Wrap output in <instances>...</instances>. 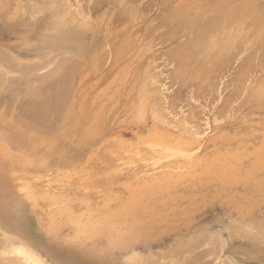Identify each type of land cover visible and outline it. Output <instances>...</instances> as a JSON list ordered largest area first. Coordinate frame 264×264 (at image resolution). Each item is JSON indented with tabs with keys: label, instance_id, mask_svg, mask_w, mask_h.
Segmentation results:
<instances>
[{
	"label": "rangeland",
	"instance_id": "obj_1",
	"mask_svg": "<svg viewBox=\"0 0 264 264\" xmlns=\"http://www.w3.org/2000/svg\"><path fill=\"white\" fill-rule=\"evenodd\" d=\"M24 1L25 0H22V1L21 0H0V49H3V50H0V52L3 55H7V56L11 57V59L8 60L9 58L6 56L8 59H6V61H5V57L3 55H0V64L3 66V67L0 66V68H2V69H0V75H1L0 80L2 82V83L0 82V117L2 116L0 118L1 119L0 120V123H1L0 133L4 134L3 135L4 137H2V140H5L4 141L5 143L3 141H2L3 143H0V147H1L0 151L3 149V151L6 152V154H8L9 156H13V157L15 156V159L17 161L18 160L20 161L22 159L20 162L18 161L19 163L18 162L16 163V161H13L14 163L12 162L10 164L9 168H0V194H2V197L7 196V199L10 201L13 200V197L15 198V200L17 198H20V197L22 199L29 200L30 197L33 198L32 196H33V193L35 190H41L45 186L49 187L51 185L50 186L51 189L56 187V190H52V193H60L59 191H61V196L63 194H65L67 196V197L64 196L65 200L68 198L69 199L71 198V201L78 202V203H75V205L73 204L74 205V206H72L73 208L72 207H70V209L67 208L68 211L70 210V212H68V214H65V216L63 215L64 216V218L62 216L63 219L59 218L58 221H60V222L57 221L58 224L55 227H52L51 231H48L47 227H42L41 223H38V228L34 225V223H33L34 215L32 214V210L29 208V205L22 206V205L17 204L11 208H9L8 205L0 206V209L2 208V210H0V218H1L0 222H4V220H6L7 224H9L8 226L17 234V236H16L17 238H12L13 240L5 243V246L0 247V264H11V262L14 264H18V262L20 263L19 260H22V259L19 258L17 254L14 255L15 253L10 251L11 248L17 244L18 240H22L25 244L26 243L29 244L40 257H42L43 259H47L49 262L52 261L51 262L52 264L53 263H58V264H65V263L66 264H97V263H100V264H133L135 262H137L138 264H141V263L142 264H154V263H156V264H169V262H170V264H171V261H173V259L175 261H173L172 264H182V262H183V264H222V263L228 264L225 260L230 259V262H231L232 259H235L234 256H236L237 259L235 262H234V260H232V262L230 264H235V263L237 264V262H238V264H264V236H263L264 235V232H263L264 231V153H263L264 152V98H263L264 97V95H263V91H264V87H263L264 86V42H263L264 41V33H263V31L264 30H263V28H262L263 31L260 30L263 33V35H261V32H260V35L258 34V36L256 38L254 36H253L254 37L253 38L251 36V31L246 29V31H248L249 33L247 34V32L245 31V33L242 34V36L239 35L240 38L238 36L239 39L237 38V42L239 41V44L236 47V49L234 48L229 53V55H227V56L225 53L226 51L224 49L223 50L224 54L222 53L221 57H218L217 63L220 61L221 64L220 63H218V64L221 65L222 70H221L220 66L217 64V67H215V69L218 70L217 72L214 70L215 73H213L214 71L213 72L211 71L213 74H211V72H210L209 74L205 73L206 74L205 75V74L199 72L195 68V65L193 67V64H194L193 60L195 59V57L197 55L196 52H201V53L204 52L205 53V46L203 47L204 48L203 52L201 51L203 48L200 49V51H197V48H199V47H196L194 49H184L182 47H178V48H180L181 52H182V50L183 51L186 50L185 52L182 53L183 54L182 55L180 53L179 49L178 50L176 49L177 47L176 48L172 47V46H174V43L173 44L170 43L171 38H173L177 33V29L173 28V27H174V25H177V23H179V21H181V17H180L181 11L180 10H181L182 6H185L186 4L188 5L191 2V0H189V1L188 0L187 1L186 0H149V1L148 0H134L135 1L134 3H132L133 0H118L117 3L113 0H112L113 3H111V0H103L104 2L102 0H100L103 3H101L100 1H97V0H96V2L93 0H87V1L86 0H83V1L82 0H69L70 1L69 4L71 6H74V4H75V6L72 8H70L71 7L70 5L67 6L68 8H70V9H68L70 11L69 14H71L72 17H74V19L77 20V21L76 20L73 21L74 24H79L81 22V20H84L85 25H87L89 27L93 26V24H94V26H95V24H96V26L99 25V26L95 27L96 30L99 32V36L97 37L99 40L98 41H97V39L95 40L96 44L98 42V44L96 45L97 48L94 49L93 52H91V54H89V56H88V59L89 60L92 59V62L94 59V63H96V64H94V67L96 69L94 67L92 69H89V66H88L87 69H85V71L84 70H78V72H75V75H73V73H71L72 76H70V77H69L70 74L67 75L66 77L67 78L69 77L68 81L66 80L67 83L69 82L68 87H64V86H66V84H63V81L65 79H63L62 78L63 76H61V78H57L60 83L62 81L63 85H61L60 87H59L60 84L58 85V83H57L58 86L54 87V89H55L54 90L52 87L53 83L51 82V83H48L49 85L46 84L47 86L41 89V88H37V87H35V85H33L35 83L37 84L38 80H39V82H42L40 80L41 77H43V79H46L51 74L53 76H56L57 74L59 75V72L61 71V69H66L68 66H70V64H71V66L77 67L78 64L76 65V62H79V60L77 58H73V56H71L70 53H68V52L62 53L61 57H60L59 56L60 54H58L57 51L52 49V48H48V49L46 48L47 50L38 48L39 41L42 38H44V36H45V38L54 37L55 33L50 32L49 28L47 27L49 22H50L49 14L46 12H44V13L40 12V11H42L43 7L42 6H37V7L32 6V7L37 9L36 13H39V14L34 15V14H32V12L28 11L30 13L27 15V13H28L27 10L30 6L29 7L28 6H21V7H23L21 9L18 8L19 6H16V5H18L19 2L24 3ZM31 1H33V0H31ZM91 1H92V3H96V5L92 4ZM106 1H108V3ZM181 1H183L184 3H182ZM125 2H126V4H125ZM230 2H231V0H230ZM128 3H129V6H126ZM140 3H142V4H140ZM150 3H151V5H150ZM159 3L160 4L163 3L162 4L163 6H172L177 10L176 15L178 17H176V18L178 20H175L176 18L172 17L171 19L175 20V21H173L174 23L172 21H171L172 23L170 22L172 25H169L170 23H168V20H166L167 23L165 21L162 22L161 20L158 21L159 19L158 20L156 19L155 21H153L151 23H150V21H145L146 17L151 15L153 13V10H155L154 6H160ZM91 5H94L96 8L94 6H92L93 7L92 8ZM101 5L103 7H101ZM112 5H114V6H112ZM81 6H82V8H84L83 10H85L89 13L85 12V14H81L80 10L83 11L81 9ZM16 7L18 9H20V13H22V12L24 13V14L23 13L19 14L18 17H16L17 19L19 18L18 20L16 18H14L15 20L12 18L14 12L17 9ZM97 7H99V8H97ZM212 7L211 8L214 11H215V9L217 10V8H215L216 6H212ZM236 7H238V6H236ZM54 8H56V7H54ZM54 8L53 9L51 8L52 10H49V11L54 13L55 12ZM90 8L92 10L94 9L93 10L94 12L92 10H90ZM131 8H133V9H131ZM25 9H26V14L24 12ZM77 9L79 11H77ZM101 10H102V12H101ZM141 10H143V11H141ZM127 11H131V13L133 12L134 15H137L136 19H135V16L133 14H131L130 12H128V13L131 14L130 15L131 17H128ZM144 11L146 13H144ZM75 13H76V15H75ZM83 13H84V11H83ZM135 13H138V14H135ZM214 13H216V12H214ZM116 14H117V16H116ZM164 14L165 13L161 14L160 16L162 17V16H164ZM258 14H256L258 19L260 18L263 21L264 12L262 14H260V13H258ZM122 15H123V17H122ZM35 16H37V18ZM83 16H84V18L81 19ZM88 16L90 18H88ZM93 16H94V18H93ZM106 16H107V18H105ZM132 16H134L135 23H133L134 20H133ZM78 17H80V18H78ZM29 18H31V19H29ZM87 18L89 19L90 22L89 21L88 22L90 24L87 22V20H88ZM109 18H111V20H109ZM140 18L141 19L143 18V19L141 20ZM11 20H12V22H11ZM46 20H47V22H46ZM71 20H73V18L70 19V21ZM127 21H129V22L127 23ZM131 23H133V24H131ZM153 23L156 25H154ZM107 24H109V25L107 26ZM10 26H11V28H10ZM149 26H151V27H149ZM14 27L16 29H14ZM73 27L75 28V27H77V25H73ZM125 27H126L127 31L125 32V34L122 36L121 39H123L124 36H126L127 34H130L134 27L139 28L141 31L143 30L142 32L144 34L149 32L148 33L149 35L148 34L145 35L148 38H145V36H142L143 33L139 34L140 38L141 37L142 38L141 39L139 38L140 41H138V47H137L136 52H137V54H141L143 59H146L148 57L152 58L151 56L156 57L155 61L153 62L156 64V65L153 64L155 68L151 67V68L146 69L147 65L144 66L142 64V66H144V67L143 68L141 67L140 72L138 73V71H136L139 75L137 73L132 74V72H129V74H126L125 71L123 70V67L126 66L127 63L133 61L136 58V55H133L128 61L122 62L123 64L120 63V65L114 71H112L110 74L107 75V71H109V69H108L109 59L107 58V53H106L107 48H105V46L103 45L104 31H106V29L108 30V28H109L110 32L117 33L118 31H121V29L125 28ZM164 27H166V28H164ZM99 28L103 31L99 30ZM12 29H13V31H12ZM151 29H152V32L153 31L154 32L156 31V32L152 33ZM183 31H185V30H183ZM186 31H189V29L188 30L186 29ZM199 31H200V29L198 30V28H195V30L189 31V33H188L189 35L192 32L191 33L192 35H190V37L186 32V34L188 35L187 36L188 38L186 37V39H185V37H184L182 40L180 39L179 42H181L184 45L186 43L187 44L189 43L187 41L188 39H191V41H193L194 39L196 40V38L200 35L202 30L200 31V33H199ZM100 32H102V33H100ZM204 32L205 31H203V33ZM27 33H31L32 35L31 34L29 35ZM34 33H36V34L34 35ZM196 33H199V34L197 37L196 36L194 37V35H196ZM20 34H22V35H20ZM46 34H47V36H46ZM101 34H103V35L101 36ZM202 35L203 34H201L198 37L199 40H196V41H198V43H199V41L201 42V39L203 40L205 37H207V36H204V35L202 36ZM205 35H207V33H205ZM216 35H213V36H215L217 38ZM218 35H219L218 37H221L220 33ZM11 36H13V37H11ZM84 36H85L84 40H86V41L88 40V42H89V40H90L89 38H91V37H89V36H91L90 32L87 31L86 34H84ZM213 36L211 35V37H213ZM249 37L250 38L252 37L253 40L248 39ZM216 38H214L215 42L217 39H218V41L222 40L220 38H217V39ZM233 38H232V40H233ZM260 38H263V40ZM246 39H247V41H246ZM260 40H261V42H260ZM241 41H242V43H245L246 48H245V46H243L244 44L240 43ZM248 41L250 43H251V41H254L255 43L252 42L253 46H251L252 44L247 43ZM99 42H102V43L99 44ZM233 42H234V40H233ZM257 43H258V45H257ZM248 44L250 47L247 46ZM236 45H237V43H236ZM242 47H243V49H242ZM244 49H245L244 52L241 51ZM190 51H191V54H189ZM159 52H160V54H159ZM165 52H167V55ZM168 52H169V54H168ZM171 52H172V54H171ZM176 52L179 54H177ZM235 52L238 53V56H237L238 59L233 57L234 55H236ZM248 52H249V54H248ZM50 53H52V54H50ZM240 53L243 55L240 56L239 55ZM174 54H176V55H174ZM252 54H253V56H252ZM245 55H248V56H246L247 58L245 57ZM1 56L4 58L2 59ZM47 56H49V57H47ZM70 56L72 57L73 61L75 60V65H73L74 62L70 59L71 58ZM231 56H232V58H231ZM50 57H51V59H50ZM52 57L55 59H53ZM14 58H15V60H14ZM157 58H158V60H157ZM170 58H172V59H170ZM175 58H176V60H175ZM184 58L185 59L190 58L186 61L187 64L185 63V61H184L185 64L182 63L183 61H181V60ZM43 59H45V61H43ZM62 59L63 60L65 59V61L63 62ZM68 59H70L71 63H69ZM164 59H165V61H164ZM173 59L175 60V62ZM52 60H53V62H52ZM208 60L210 61L211 59L208 58ZM208 60H206V62H208ZM11 61L13 63H11ZM150 61H151V59L148 60V62H150ZM239 61H240V63H239ZM27 62H30L33 64L28 65L29 63H27ZM61 62L63 64H61ZM8 63L12 65L13 68L10 67L11 65L9 66L10 68H12V71L7 66ZM17 63H18V65L19 64L20 65L17 66ZM22 63H24L26 67ZM49 63H50V65H49ZM226 63H227V65H226ZM246 63H248V64H246ZM249 63L251 64V66L249 65ZM13 64H15L16 67ZM37 64L39 67L37 66ZM55 64L56 65L58 64V65L56 66ZM65 64H66V66H65ZM98 64H99V67L97 68ZM181 64H183L182 65L183 67L181 66ZM61 65H62V67L60 69L59 67ZM20 66H22V67H20ZM71 66L68 67L67 69H69V68L72 69ZM79 66H82V63ZM28 67L31 68L30 72L28 71V69H26ZM34 67L36 70L34 69ZM243 67H245V68H243ZM247 67L249 68V70L247 69ZM14 68H16L17 71ZM23 68H25L26 71H28V73L25 71V69L22 70ZM30 68H29V70H30ZM217 68H219V69H217ZM8 69H10V70H8ZM67 69H66V71H68ZM213 69H214V67H213ZM20 70H22V72ZM243 70H245V71H243ZM66 71L65 72L63 71V72L66 73ZM83 71L85 74L88 75V78L85 82V85L83 86V88H86V92H89L91 90L97 91V92L103 91L104 88H106L111 83L112 77H114V76H115L114 78L118 77V79L121 80V77L124 75V77L126 79L125 82L121 81V84H114V86L110 89V92H109L110 95L108 94V96H111L112 95L111 93L113 91L119 89V91H118L119 94H117V99L119 100L120 105L116 106L112 110L111 121H113V122H112V125H110L108 128V130H107L108 132L106 131V133L104 135L102 134L103 135V138H102L103 141H106V140L108 141V139H107L108 136H113L115 132H117L119 129L121 130L124 127H125V130L127 132L133 131L134 128H136L138 130L141 128V126L136 122L135 115H129L127 112H129V109L132 108L131 103L133 100L136 99L138 101V103L140 102V98H139V96H137L138 95L137 92L139 90L138 87L141 85L140 84L141 81L142 82L147 81L146 85L148 87L146 85L144 86L143 97L141 99V101L143 103V108L151 110L153 105L154 106L158 105V107L156 106L157 108L153 107L154 109L152 108V110L154 111L156 109L157 110V111H155L156 114H158L162 110L158 114L159 117L162 116L161 118L164 119V117H165V119H166V117L169 116L168 118L171 117L172 121H173L174 116L176 118V119L174 118L175 120L173 121V123H176V124H173L170 122L172 124V126L169 124V122H168L167 126H163V124L162 125L158 124V127L160 129H162L164 131L167 130V132L171 131L173 134L175 133V135H177L178 129L182 128V126H179L178 123L179 124L180 123H185V124L188 123L187 124V125H189L188 127H190L192 129L191 131L192 132L195 131L194 133H197L196 137L199 139H202L200 141V144H198L197 146H195L193 148L194 152L193 151L192 152L194 155L198 156L204 150L209 151L210 149L220 147V148H222L220 150H221V153L223 155H225L224 152H227V151H232V152H233V150L237 151V154L240 156V160L242 161V163L244 165L242 166V168H229L228 170H225L224 168H218L219 169L218 170L216 168L217 170L215 172H212L211 174H203L202 173V174H199L197 177H195L196 179L194 178L192 180H189L188 185H186L185 187L177 186V187H175L174 190H173V187L168 188L170 191L163 192L162 195L163 196L164 195L170 196V194H172L174 191L176 196L178 197V200H179V201L176 200V202H177L176 208L177 209L174 208L173 205H171V204H170L171 206L169 205L170 208L168 205H166V206L162 205V207L160 206V208L158 207V208L153 209V210L145 209V211H143L139 215L140 217L136 222H132V219H131V215H130L131 206H129V205L126 206V204H130V202H132V201H131L130 197H126L124 195L125 193H127V192H125L126 190H124V189H126L127 187L129 188L131 186H135V187L139 186L137 191L142 192V194H146L149 197L158 196L160 191L157 192L156 189H154V187L149 188L148 185H153V184L146 179L149 177V175H152V174L159 175V179H168V177L166 175L174 176L172 171H170V169H173V168H162L161 169L160 166H156V168H150L148 164L139 165L137 162H134V164L132 165L131 168H125V169H121V170L118 168H115L116 171L114 170V168H95V169L94 168H84V169H82L84 167L83 165L88 162V160H87L88 157L90 155L92 156V154L96 153L98 147L103 142L101 140L100 142H96L94 144V146L89 147V149H87L88 151L87 150L84 151L86 153L82 152V154L83 155L85 154V155L84 156L80 155L77 158L78 162H76V160H73V161L69 162L67 164L66 168H64V169H62L63 168L62 165L60 166L59 163H57L55 161H54L55 165L53 166V163H52L53 167L47 168V170H45L46 165H43L44 166L43 167L42 164L40 166H42V168H44V169L41 170L40 166L37 169L36 168L37 167L36 166L37 165L36 160L40 159V158L42 159L43 157L47 156V150H48V147L50 145L49 141L51 140V142H52L54 140V138H55L54 134L57 133V132H55L57 130V126H59L60 123L62 122L63 117L65 116V114L67 112V109L72 105L74 97L77 95L76 94V88H77L78 84L82 81L81 79L84 77L81 75V73ZM32 72L36 73L37 76L38 75L39 76L38 77L34 76L36 74H33ZM19 73H20V75L21 74L22 75L20 76ZM15 74H17L18 76ZM142 74H144V75H142ZM218 74H219V76H218ZM150 76L152 77L153 80L157 78L156 79L157 81L156 80L153 81ZM212 76H213V78H212ZM18 77H19V80H18ZM218 77H220V78H218ZM238 77H239V79H238ZM235 78H236V81H235ZM3 79H5V80H3ZM8 79H10V80H8ZM135 79H136V81H135ZM192 79H193V81H192ZM70 80H71V82H70ZM213 80L215 81V83L212 82ZM217 80H219V82H217ZM66 81H64V82H66ZM19 82L22 84H20ZM43 82H44V80H43ZM42 83H38L37 86L39 84H42ZM45 83H46V81H45ZM150 84H151V86H150ZM31 85H33V88H34V90L32 88L33 93H34L35 89L37 91L39 90V92L41 94H42V91L43 92L44 91L49 92V95L46 94L47 92L43 93L45 95H44V97H42V99H43V101H45L46 107H49L47 109H49L51 112H48L49 110H46L47 112L45 113V115L47 113H49V116L44 115L45 118H44V116L43 117L41 116V118H39L40 121H38L39 119L37 120L38 122L36 121L38 124H36L35 121L34 122L32 121L33 118L32 119H30V118L33 116L39 117V116H37V114L41 112L42 109H40V108L42 106H36V104H33V102H34V100H33L34 94L33 93H32L33 95H28V93L31 94V92H32V90H31V92H28L29 91L28 89L31 88ZM28 86H29V88H28ZM40 86L42 87L44 85H40ZM229 86H230V88H229ZM23 87H24V89H23ZM50 87H52V89L55 92H57L56 89H58L59 90L58 91L59 93L57 92L58 95H62L65 98L62 99V98H59V96H58V98H59V100H58L57 93H55ZM62 87L66 88V90L62 89ZM21 89L25 92L26 95H28V97H26V95L24 96V92ZM146 89H147V91H146ZM51 90L53 93L51 92ZM62 90L66 94H64L62 92ZM122 90H124V91H122ZM66 91H68V92H66ZM235 91H237V92H235ZM260 91H262V93ZM191 92H192V95H191ZM238 92H239V94H238ZM69 93H70V95H69ZM125 93H127V94L125 95ZM35 94H36V92H35ZM132 94H133V96H132ZM195 94H197V95H195ZM37 95H39V94H37ZM53 95L55 98H57V101L52 100V99H54ZM29 96H30V98H29ZM49 96L50 97L52 96L53 98L51 99V98H49ZM160 96L163 98H161ZM121 97H123L124 99L126 97V100H124V102H123V99H121ZM29 99H31L33 102L30 101ZM46 99L49 100L48 101L49 106L47 104ZM88 99H90V96L88 97ZM27 100L30 102L27 103L28 102ZM31 102H32V104H31ZM13 103H15V104H13ZM26 103L28 104L29 107L26 106L27 105ZM50 104H52L51 107H50ZM116 104H117V101H116L115 105ZM21 105L23 106V108ZM30 106H33V107H30ZM67 106H69V107H67ZM35 107L39 110H37ZM54 107L57 110H53V109H55ZM34 108L36 109V110H34L35 113H34V111H32ZM23 109L25 112L23 111ZM36 111H38L37 114H36ZM23 113L25 114V116L28 115V118H25V119L18 118V119H20V121L22 119V122H20V125H19L20 128L24 129L21 127L22 126L21 123H24V124L26 123L25 125L28 127V130L26 129L24 131H26V133L29 131L28 132L29 136L35 135V137L40 136V138H41V139H39V144L37 143L34 146L32 145V147H28L30 150L27 149V152L25 151L26 154L29 153L28 155H25L28 158L30 155H33V157L36 156L35 161H34V159H32V161L29 159H26V160H28V162H26L24 160V157L20 156L21 154H19V150L17 149L18 150V152H17V150L14 149V147L15 148H17V147L16 146L13 147V145H11L12 140L11 141L6 140V138H5L6 133H7L5 123L7 121L9 123L12 121L11 123L14 122V124L17 121V123H18L17 117H14V116L20 115V117H25ZM30 114L32 116L29 118ZM3 115H4V117H3ZM118 115H119V117H118ZM163 115H165V116H163ZM59 116H60V118L57 121V118ZM2 118L5 121L4 123H3ZM123 118L125 119V123H124V126H121L120 123L122 122ZM26 119H27V121H26ZM47 119L49 120V122ZM51 119H53L52 120L53 122L50 121ZM60 119H61V121H60ZM41 120H45V121L47 120V122L49 124L47 125V123H44L46 125H43L42 124L43 121H41ZM181 120H184V122H181ZM50 122H52V123H50ZM56 122H58V123H56ZM32 124L34 126L36 125L34 127V129L36 128L35 131L33 128H32L33 130H31L30 127L28 126V125H30L31 127H33ZM41 124H42V126H44L43 127L44 129H46L48 127H51L50 129H52V130L46 129L47 132H45V130L40 129L42 132L44 131L43 133L45 134V136L41 131H39V128H37ZM175 125H178V127H180V128H177V129H176V127L174 128ZM180 125H182V124H180ZM19 126H16V127H19ZM26 126H25V128H26ZM42 126H40V128ZM45 126H47V127H45ZM163 128H165V129H163ZM36 130H37V132H36ZM51 131H53L55 133L52 134ZM179 132H180V133H178L179 135L183 134L182 130ZM35 133H37V136ZM186 134H187V132H186ZM188 136L191 137V134L186 135L185 137L187 138ZM190 137H188L189 140L191 139ZM42 139H43V141H41ZM209 139H213V142H211V143L208 142ZM45 140H47L46 142H48V143H45ZM6 142H8L9 144ZM36 142H38V141H36ZM42 142H44L48 146H45V147L43 146L44 148L41 147L40 145L43 144ZM2 145H3V147H2ZM5 146L8 148H6ZM95 146H96V148H95ZM39 147H40V149H39ZM197 147H199V148H197ZM65 148L67 149L68 146H65ZM8 149H10V152H12L14 149V151H13L14 154L10 153V152L7 153ZM258 151L260 153H258ZM244 152H246V153L244 154ZM17 154L20 157H18ZM248 156H249V158H248ZM84 159H85V162H84ZM183 159H185V158H183V156H180L178 154L175 157H172V156L168 157L167 156V158L163 159L165 161H162L163 162L162 165H164V162H165V164H167V163L171 164L172 162H174V161L176 162L179 160L176 163L183 166V164L186 163V161H187V160H184L185 161L184 162ZM248 160H250L251 163ZM147 161L150 162L149 160H147ZM21 162H23V163H21ZM72 162H74V164ZM181 162H184V163L181 164ZM70 163H72V164L69 165ZM79 163H81V164H79ZM32 164H33V166H32ZM55 166H57V168H54ZM75 166H77V167H75ZM34 167L37 170L34 169ZM47 167H49V166H47ZM60 167H61V170H60ZM55 169H59L60 171L55 170ZM96 169L98 171H96ZM129 169H130V171H129ZM6 170H7V172H6ZM107 170H108V172L109 171H112V172L106 173L105 171H107ZM119 170L122 173L119 172L120 174H118ZM57 171H58V174L55 173ZM73 171H74V173H73ZM151 171H152V173H151ZM153 171H155V172H153ZM180 171H181V173L187 174L190 171V168H181ZM71 172H72V174H71ZM81 172H82V175L80 176ZM83 172L86 174L88 172L87 176ZM10 173H11V175H10ZM110 174H111V176L112 175L113 176L111 177ZM73 177H74V179H71ZM83 177L86 178V180ZM16 178L20 182L18 180H16ZM36 178H38V181ZM56 179L61 180L62 183L59 184L61 187L59 185H58V187L54 185L53 180L56 181ZM7 180H9V181H7ZM64 180H65V182L68 183L67 186H65L67 183H65ZM69 180H70V182H69ZM79 180L82 184L79 182ZM112 180H114V181H112ZM71 181H72V183H71ZM82 181L86 182L87 184H84ZM88 181L90 182L89 185L92 182L93 185L91 184L90 186H92L91 188H93V190L88 185ZM26 183H27V185H26ZM64 183H65V185H64ZM7 184H8V186H7ZM146 184H148V185H146ZM43 185H45V186H43ZM73 185L75 187H73ZM78 185L80 187H78ZM182 185H184V183ZM63 187H64V189H63ZM65 187H68V188H65ZM82 187L84 188V190L86 189L87 193L82 190L83 189ZM70 188H72V189H70ZM74 188H75V190H74ZM80 190H81V192H80ZM106 190H108V192ZM144 190H145V192H144ZM54 191H56V192H54ZM69 191L72 194L68 193ZM10 194H12L13 197L8 198V197H10ZM15 194H17L18 197ZM110 194H112V195L110 196ZM120 194H121V196H119ZM72 195H73V198H72ZM107 195H108V199H107ZM115 195L117 198L115 197ZM74 196H76V197H74ZM109 196L112 198H109ZM124 196H125V198H123ZM84 198H86V201L84 200ZM166 198H168V196L164 197L163 199H166ZM109 199L111 201H109ZM161 199L162 198H160L159 201H161ZM121 201L122 202L124 201V203H122ZM68 202H70V201H68ZM116 202H118V203L120 202V204H118ZM121 204H122V206H121ZM35 206H34V212L36 211L37 207L39 208V206H37V205H35ZM42 208H44V206ZM77 209H80L81 212H80V210H77ZM71 210L74 212H72ZM99 210H100V212H99ZM101 210L103 213H101ZM89 211H91V212H89ZM126 211L129 213L127 214ZM77 213H82V214L78 215ZM88 213H90V214H88ZM149 213H150V216H149ZM35 214H37V213H35ZM70 214H71V216H70ZM73 214H75L76 217H74ZM106 214L111 215V217L106 221V227L105 226L98 227L99 225H95V224H93V226L91 227L92 230L95 228V226L98 227L97 234L94 235L95 239H93V238L91 239V237H90L91 241L89 243L87 242L86 245H82V246L78 242H76L75 239H74V241L76 243L74 241H72L71 239H69V236H74V233L77 232L74 229H76L78 225H84V224L86 225L87 224V220L89 219V217L90 218L91 217L98 218V217L107 216ZM128 215H130V216H128ZM68 217L71 220H69ZM150 217H151V219H150ZM28 219H30V220L33 219V221L32 220L28 221ZM126 219H127V222H126ZM124 221H125V223H127L126 228L124 226L125 225ZM66 222H68V223L66 224ZM108 222H112L113 223L112 226H108L107 225ZM68 224H69V226H68ZM73 226H74V228H73ZM119 227H120V230H119ZM257 227H259V228H257ZM114 228H116L115 229L116 233H118V232L120 233V231H121V233L119 235L122 239L119 238V236H118L116 239L119 238V240L116 241V239H115L114 243H112V242L110 243V241H111L110 239L112 237L109 236L110 235L109 233H113L112 229H114ZM121 228L125 229V230L128 229V231H129L128 234L124 235L125 230H121ZM228 228L231 229V232H229L230 230L228 231ZM32 229L34 231H32ZM1 230L2 229L0 227V241H1L2 233H3ZM100 230H103V231L100 232ZM72 231H74V232L72 233ZM104 231H106V234L104 233V236H102L103 235L102 233ZM205 232L207 234H205ZM208 232L209 233L211 232L212 236H211V233L209 234ZM213 234H215L216 237H219L218 238L219 240H216L217 238L215 237V235L213 236ZM232 234H234L235 236ZM261 234H262V236H261ZM98 235H99V237H97ZM105 235L107 237H105ZM204 235H205V237H206V235H208L209 238L216 240L217 245H215L216 242L215 243H214V241L212 242L211 239H210V241L209 240L207 241V239H206L207 237L204 240L201 239L204 237ZM95 236L97 237V239ZM243 236H244V238H243ZM92 237H93V235H92ZM197 237L200 238L202 240V242L200 241V239L199 240L195 239ZM220 238H222V239L220 240ZM123 239H126L125 240L126 242H124ZM107 240H110V241H107ZM222 240H225V242H227V244H225L224 241L221 242ZM218 241L222 243L221 246H218L219 245ZM189 242L192 244H190ZM211 242L213 244H211ZM188 243L191 245V249H188L189 247L188 248L186 247L187 249L185 248V246H188L187 245ZM207 243L209 245H207ZM181 244H184L185 246L181 245ZM94 245H96V246L94 247ZM101 246H103V247H101ZM222 246H224V247H222ZM91 247H92V249H91ZM107 247H109V248L106 249ZM183 248H184V250H183L184 253L182 251ZM193 249H194V251H193ZM83 250H85V251H83ZM171 250H172V252H171ZM188 250L191 252L189 253ZM201 251H202V254H201ZM85 252H87L88 254ZM170 253H172V256H171L172 258L169 257ZM186 253H187V255H186ZM206 253L208 256L206 255ZM10 254L13 256H11ZM173 254H174V256H173ZM195 255H197V257L202 255V257L200 256L197 258ZM108 256L110 258H108ZM183 256L185 257V259L183 258ZM231 257H233V258H231ZM190 258L191 259L193 258L196 261L192 259V260H190V262H191L190 263L189 262ZM197 259L199 260V262ZM186 260L188 263L185 262ZM100 261H102L103 263ZM192 261H194V262H192Z\"/></svg>",
	"mask_w": 264,
	"mask_h": 264
},
{
	"label": "bare ground",
	"instance_id": "obj_2",
	"mask_svg": "<svg viewBox=\"0 0 264 264\" xmlns=\"http://www.w3.org/2000/svg\"><path fill=\"white\" fill-rule=\"evenodd\" d=\"M22 1V0H21ZM83 1V0H82ZM87 1V0H86ZM93 1H95L96 2V0H93ZM97 1H100V0H97ZM103 1V0H102ZM102 1H100L101 3H103ZM113 1H115L116 3L118 2V0H113ZM113 1L111 0V3H113ZM149 1V0H148ZM187 1V0H186ZM189 1V0H188ZM69 0H33V1H31V0H25L24 1V3H18V5H16V6H19L18 8H23V7H21V6H30L29 8H28V10H27V12L28 11H30V12H32V14H39V13H36V8H34V7H32V6H42L43 8H42V11H40V12H42V13H44V12H46V13H48L49 14V20H50V22H49V24H48V28H49V31L50 32H53V33H55V35H54V37H49V38H45V36H44V38H42L40 41H39V44H38V48H40V49H48V48H52V49H54V50H56L57 51V53L58 54H60L59 56L61 57V54L62 53H70V55L71 56H73V58H77L78 60H79V62H76V65L78 64V68L77 67H75V66H71V64H70V66L72 67V69L71 68H69V69H67L68 67H70V66H68L66 69L68 70V71H66V69H61V67H62V65L59 67L60 69H61V71L59 72V75L57 74L56 76H53L52 74L51 75H49L48 76V78H46V79H43V77H41L40 78V80L43 82V80H44V82L42 83V82H39V80H38V82H37V84L38 83H42V84H39L38 86H37V84L35 83V84H33V85H35V87H37V88H44V87H46L47 85L46 84H48V83H53V85H52V87H53V89H54V87H56V86H58L59 84V87L61 86V85H63V84H66V86H64V87H68L69 85V82L67 83V81H68V79H69V77L70 76H72V74L71 73H73V75H75V72H78V70H84L85 71V69H87V67L89 66V69H92L93 67H94V64H96V63H94V59H93V62H92V59L91 60H89L88 59V56H89V54H91V52H93V50L94 49H96L97 47H96V45L98 44V36H99V32L96 30V28L95 27H97V26H99V25H97L96 26V24H95V26H94V24H93V26H91V27H89V26H87V25H85V22H84V20H81V22L79 23V24H74V22L73 21H75L76 19H74V17H72V15L71 14H69V10L68 9H70V8H72V7H74L75 6V4H74V6H71L70 4H69ZM89 2V1H88ZM107 3H108V1H106ZM110 2V1H109ZM121 2V1H120ZM127 2V1H126ZM126 2H125V4H126ZM135 1L133 0V2L132 3H134ZM140 2V1H139ZM147 2V1H146ZM145 2V3H146ZM170 2V1H169ZM182 3H184L183 1H181ZM180 2V3H181ZM80 3V2H79ZM85 3V2H84ZM91 3H92V1H91ZM98 3V2H97ZM110 3V4H111ZM152 3V2H151ZM151 3H150V5H151ZM188 3V2H187ZM17 4V3H16ZM82 4V3H81ZM92 4H94V5H96V3H92ZM99 4V3H98ZM140 4H142V3H140ZM160 4V3H159ZM163 4V3H162ZM162 4H160V6H154L155 7V10H153V13L151 14V15H149L148 17H146V19H145V21H150V23L151 22H153V21H155L156 19L158 20V21H165L166 22V20H168V23H170L171 21L173 22V21H175V20H178L176 17H178L177 15H176V13H177V10L174 8V7H172V6H163ZM68 5H70L69 7L70 8H68L67 6ZM77 5V4H76ZM88 5V4H87ZM94 5H91V7L92 6H94ZM100 5V4H99ZM105 5V4H104ZM115 5V4H114ZM114 5H112V6H114ZM133 5V4H132ZM149 5V4H148ZM187 5V4H186ZM182 6V8H181V13H180V17H181V21H179V23H177V25H174V27L173 28H176L177 29V33H176V35L173 37V38H171V44H173L174 43V46H172V47H177L176 49L178 50L179 49V51H180V48H178V47H182V48H184V49H194V48H196V47H199V48H197V51H200V49H202L204 46H205V53L203 52L204 51V48L201 50L203 53H201V52H196V57H195V59L193 60L194 62V64H193V67H194V65H195V68L199 71V72H201V73H203V74H209L211 71L213 72L214 70L217 72L218 70H216L215 69V67H217V64L218 63H220V61L217 63V61H218V57H221V54L223 53L224 54V49H225V53H226V56L227 55H229V53L235 48L236 49V47L238 46V44H239V41L237 42V38H238V36L240 35V36H242V34H244L245 33V31H246V29L247 30H249V31H251V36L253 37H257L258 36V34L260 35V32L261 31H263L264 30V17H263V21L260 19H258V17L256 16V14H258V13H260V14H262L263 12H264V0H231V2H230V0H191V2L187 5V6ZM7 6V5H6ZM78 6V5H77ZM76 6V7H77ZM126 6H129V3L126 5ZM138 6V5H137ZM136 6V7H137ZM147 6V5H146ZM145 6V7H146ZM153 6V5H152ZM178 6V5H177ZM212 6H216L215 8H217V10L215 9V11L213 10L214 8L212 7ZM218 6V7H217ZM220 6V7H219ZM230 6V7H229ZM236 6H238V7H236ZM248 6V7H247ZM255 6V7H254ZM54 7H56V8H54ZM84 7V6H83ZM95 7V6H94ZM100 7V6H99ZM99 7H97V8H99ZM101 7H103L102 5H101ZM106 7V6H105ZM131 7V6H130ZM135 7V8H136ZM141 7V6H140ZM213 9H212V8ZM17 8V7H16ZM17 8V9H18ZM54 8V13L53 12H50L49 10H52V9ZM93 8V7H92ZM96 8V7H95ZM110 8V7H109ZM128 8V7H127ZM16 9V11L14 12V14H13V19L14 18H16V17H18V15L19 14H22V13H20V9H18L17 10ZM74 9V8H73ZM76 9V8H75ZM81 9L83 10L84 8H82V6H81ZM87 9V8H86ZM103 9V8H102ZM131 9H133V8H131ZM150 9V8H149ZM170 9V10H169ZM172 9V10H171ZM174 9V10H173ZM90 10H92L91 8H90ZM89 10V11H90ZM94 10V9H93ZM92 10V11H93ZM106 10V9H105ZM22 11V10H21ZM39 11V10H38ZM37 11V12H38ZM63 11V12H62ZM77 11H79L78 9H77ZM83 11H84V13H83ZM83 11H81L80 10V13L81 14H85V12L86 13H89V12H87V11H85V10H83ZM91 11V12H92ZM141 11H143V10H141ZM152 11V10H151ZM25 14H26V9H25ZM30 12H28L27 13V15L30 13ZM34 12V13H33ZM73 12V11H72ZM71 12V13H72ZM76 12V11H75ZM90 12V13H91ZM94 12V11H93ZM101 12H102V10H101ZM128 12H130L131 13V11H127V14H128V17H131L130 15L131 14H133L134 15V13L132 12L131 14H129ZM137 12V11H136ZM140 12V11H139ZM214 12H216V13H214ZM78 13V12H77ZM96 13V12H95ZM144 13H146L145 11H144ZM163 13H165L164 14V16H160L161 14H163ZM24 14V13H23ZM109 14V13H108ZM135 14H138V13H135ZM42 15V14H41ZM47 15V14H46ZM75 15H76V13H75ZM88 15V14H87ZM93 15V14H92ZM104 15V14H103ZM102 15V16H103ZM107 15V14H106ZM259 15V14H258ZM48 16V15H47ZM78 16V15H77ZM116 16H117V14H116ZM135 16V19H136V16L137 15H134ZM134 16H132V18H133V20H134ZM140 16V15H139ZM261 16V15H260ZM24 17V16H23ZM36 18H37V16H35ZM34 17V18H35ZM44 17V16H43ZM73 18V20H71L70 21V19H72ZM81 17V16H80ZM80 17H78V18H80ZM104 17V16H103ZM122 17H123V15H122ZM172 17H174V18H176L175 20H172L171 18ZM262 17V16H261ZM84 18V16L81 18V19H83ZM86 18V17H85ZM88 18H90L89 16H88ZM87 18V19H88ZM93 18H94V16H93ZM105 18H107V16L105 17ZM112 18V17H111ZM111 18H109V20H111ZM138 18V17H137ZM17 19V18H16ZM19 19V18H18ZM17 19V20H18ZM29 19H31V18H29ZM69 19V20H68ZM130 19V18H129ZM128 19V20H129ZM141 19V18H140ZM143 19V18H142ZM141 19V20H142ZM170 19V20H169ZM15 20V19H14ZM34 20V19H33ZM41 20V19H40ZM103 20V19H102ZM105 20V19H104ZM132 20V21H133ZM139 20V19H138ZM77 21V20H76ZM80 21V20H79ZM78 21V22H79ZM83 21V22H82ZM86 21V20H85ZM89 21V19L87 20V22ZM106 21V20H105ZM117 21V20H116ZM11 22H12V20H11ZM46 22H47V20H46ZM90 22V21H89ZM88 22V23H89ZM92 22V21H91ZM118 22V21H117ZM116 22V23H117ZM123 22V21H122ZM126 22V21H125ZM129 21H127V23H128ZM164 22V23H165ZM171 22V23H172ZM31 23V22H30ZM40 23V22H39ZM43 23V22H42ZM76 23V22H75ZM107 23V22H106ZM133 23H135V20L133 21ZM133 23H131V24H133ZM167 23V22H166ZM169 24V25H172V24ZM174 23V22H173ZM12 24V23H11ZM20 24V23H19ZM90 24V23H89ZM103 24V23H102ZM118 24V23H117ZM122 24V23H121ZM154 24V23H153ZM33 25V24H32ZM44 25V24H43ZM73 25H77V27H73ZM109 24H107V26H108ZM154 25H156V24H154ZM113 26V25H112ZM181 26V27H180ZM22 27V26H21ZM27 27V26H26ZM73 27V28H72ZM101 27V26H100ZM105 27V26H104ZM137 27V26H136ZM145 27V26H144ZM149 27H151V26H149ZM171 27V26H170ZM10 28H11V26H10ZM103 28V27H102ZM107 28V27H106ZM110 28V27H109ZM109 28H108V30L106 29V31H104V36H103V45L105 46V48H107V50H106V53H107V58L109 59V66H108V69H109V71H107V75L108 74H110L112 71H114L119 65H120V63H122V62H126V61H128L133 55H136V58L133 60V61H131V62H129V63H127V65L126 66H124L123 67V70L125 71V73L126 74H129V72H132V74L133 73H137L136 71H138V73L140 72V70H141V67L143 68L144 66H146V69L147 68H151V67H154V65L153 64H155V63H153L154 61H155V59H156V57H153V56H151L152 58H150V57H148V58H146V59H143L142 58V55L141 54H137V47H138V41H140L139 40V38H140V36H139V34H142L143 32V30L141 31L139 28H133V30L131 31V33L130 34H127L126 36H124V38L123 39H121L122 38V36L125 34V32L127 31V29H126V27L125 28H122L121 29V31H118L117 33H113V32H110L109 31ZM153 28V27H152ZM164 28H166V27H164ZM195 28H198V30L200 29V31H201V33H200V31H199V33H200V35L201 34H203L204 36H207V37H205L203 40L201 39V42L199 41V43H198V41H196V40H199V36H198V34L199 33H196V35H194V37L196 36H198L197 38H196V40L194 39H192L193 41H191V39H188L187 41L189 42L188 44L186 43V44H182L181 42H179V40L181 39H183L184 37H185V39H186V37L189 35L188 33H189V31H191V30H195ZM262 28H263V30H262ZM14 29H16L15 27H14ZM29 29V28H28ZM144 29V28H143ZM150 29V28H149ZM157 29V28H156ZM161 29V28H160ZM186 29L188 30L189 29V31H186ZM8 30V29H7ZM20 30V29H19ZM99 30H101L100 28H99ZM105 30V29H104ZM147 30V29H146ZM169 30V29H168ZM171 30V29H170ZM183 30H185V31H183ZM208 30V31H207ZM261 30V31H260ZM12 31H13V29H12ZM34 31V30H33ZM46 31V30H45ZM87 31H89L90 32V34H91V36H89V37H91V38H89L90 40H89V42H88V40L86 41V40H84V34H86V32ZM101 31H103V30H101ZM145 31V30H144ZM203 31H205L204 33H203ZM30 32V31H29ZM42 32V31H41ZM151 32H152V29H151ZM154 32V31H153ZM152 32V33H153ZM156 32V31H155ZM154 32V33H155ZM186 32H187V34H186ZM247 32V34L249 33L248 31H246ZM13 33V32H12ZM45 33V32H44ZM100 33H102V32H100ZM149 33V32H148ZM148 33H143L142 34V36H145L146 34H148ZM192 33V32H191ZM190 33V35H192ZM205 33H207V35H205ZM220 33V36L221 37H218L219 34ZM263 33H264V31H263ZM263 33L261 32V35H263ZM16 34V33H15ZM27 34H31V33H27ZM36 33H34V35H35ZM38 34V33H37ZM49 34V33H48ZM151 34V33H150ZM167 34V33H166ZM165 34V35H166ZM217 34V35H216ZM246 34V35H247ZM20 35H22V34H20ZM32 35V34H31ZM40 35V34H39ZM103 34H101V36H102ZM149 35V34H148ZM190 35H189V37H190ZM202 35V36H203ZM211 35L213 36V35H216L217 36V38H220V39H222V40H220V41H218V39L215 37V36H213L214 38H216L217 40H216V42H215V39L213 38V37H211ZM234 35V36H233ZM28 36V35H27ZM38 36V35H37ZM46 36H47V34H46ZM169 36V35H168ZM167 36V37H168ZM240 36H239V38H240ZM11 37H13V36H11ZM193 37V38H194ZM234 37V38H233ZM245 37V36H244ZM252 37L250 38H248V39H252ZM253 37V38H254ZM262 37V36H261ZM38 38V37H37ZM41 38V37H40ZM142 38V37H141ZM140 38V39H141ZM145 38H148V37H146L145 36ZM188 38V37H187ZM232 38H233V40H234V42H233V40H232ZM238 38V39H239ZM247 38V37H246ZM97 39V44L95 43V40ZM101 39V38H100ZM144 39V38H143ZM232 41H231V40ZM243 39V38H242ZM260 39H262L263 40V38H260ZM190 40V41H189ZM244 40V39H243ZM249 40V41H250ZM253 40V39H252ZM102 41V40H101ZM246 41H247V39H246ZM247 42V43H250V42ZM252 42H254V41H251V43L250 44H252L251 46H253V43ZM260 42H261V40H260ZM264 42V41H263ZM100 43H102V42H99V44ZM236 43H237V45H236ZM240 43H242V41L240 42ZM255 43V42H254ZM151 44V43H150ZM242 44H244L243 46H245V43H242ZM183 45V46H182ZM186 45V46H185ZM255 45V44H254ZM257 45H258V43H257ZM241 46V45H240ZM248 47H250L249 46V44L247 45ZM171 47V48H172ZM174 48V49H175ZM181 48V49H182ZM245 48H246V46H245ZM254 48V47H253ZM46 49V50H47ZM140 49V48H139ZM199 49V50H198ZM242 49H243V47H242ZM249 49V48H248ZM251 49V48H250ZM0 50H3V49H0ZM103 50V49H102ZM254 50V49H253ZM252 50V51H253ZM6 51V50H5ZM49 51V50H48ZM174 51V50H173ZM186 50H182V52L180 51V53L182 54L183 52H185ZM194 51V50H193ZM241 51H245V49L244 50H241ZM251 51V52H252ZM4 52V51H3ZM164 52V51H163ZM178 52V51H177ZM176 52V53H177ZM7 53V52H6ZM56 53V54H57ZM166 53V55H167V52H165ZM199 53V54H198ZM208 53V54H207ZM236 53V55H234L233 57L234 58H236V59H238L237 58V56H238V53L237 52H235ZM242 53V52H241ZM239 54L240 56L241 55H243V54ZM255 53V52H254ZM9 54V53H8ZM50 54H52V53H50ZM55 54V55H56ZM159 54H160V52H159ZM168 54H169V52H168ZM171 54H172V52H171ZM177 54H179V53H177ZM189 54H191V51H190V53ZM248 54H249V52H248ZM259 54V53H258ZM0 55H3V54H1V52H0ZM174 55H176V54H174ZM183 55V54H182ZM233 55V54H232ZM4 57H5V61H6V59H8V60H10L11 59V57H9V56H7V55H3ZM8 58H7V57ZM38 56V55H37ZM53 56V55H52ZM70 56V57H71ZM171 56V55H170ZM246 56H248V55H245V57ZM252 56H253V54H252ZM4 57H2L1 56V58L3 59ZM47 57H49V56H47ZM66 57V56H65ZM166 57V56H165ZM177 57V56H176ZM190 57V56H189ZM230 57V56H229ZM250 57V56H249ZM257 57V56H256ZM263 57V56H262ZM53 58V57H52ZM92 58V57H91ZM187 58V57H186ZM191 58V57H190ZM190 58H188V59H190ZM208 58L209 59H211L210 61L208 60ZM228 58V57H227ZM231 58H232V56H231ZM247 58V57H246ZM245 58V59H246ZM50 59H51V57H50ZM53 59H55V58H53ZM61 59V58H60ZM66 59V58H65ZM65 59L63 60V62L65 61ZM72 61H73V59H72V57L70 58ZM70 59H68L69 60V63H71L70 62ZM76 59V60H77ZM149 59H151V61L150 62H148V60ZM166 59V58H165ZM165 59H164V61H165ZM170 59H172V58H170ZM188 59H182L181 61H183L182 63L183 64H185L186 63V61L188 60ZM14 60H15V58H14ZM67 60V61H68ZM77 60V61H78ZM157 60H158V58H157ZM163 60V59H162ZM174 60V59H173ZM175 60H176V58H175ZM175 60H174V62H175ZM206 60H208V62H206ZM242 60V59H241ZM240 60V61H241ZM255 60V59H254ZM4 61V60H3ZM40 61V60H39ZM43 61H45V59H43ZM66 61V62H67ZM97 61V60H96ZM168 61V60H167ZM184 61H185V63H184ZM235 61V60H234ZM240 61H239V63H240ZM15 62V61H14ZM31 62V61H30ZM30 62H27V63H29L28 65H30V64H33V63H30ZM38 62V61H37ZM52 62H53V60H52ZM74 62V64L73 65H75V60L73 61ZM170 62V61H169ZM173 62V63H174ZM246 62V61H245ZM248 62V61H247ZM2 63V62H1ZM11 63H13L12 61H11ZM46 63V62H45ZM82 63V66H79L80 64ZM7 64V63H6ZM22 64H24V63H22ZM61 64H63L62 62H61ZM67 64V63H66ZM66 64H65V66H66ZM102 64V63H101ZM100 64V65H101ZM123 64V63H122ZM142 64L144 65V66H142ZM183 64H181V66L183 65ZM187 64V63H186ZM221 64V63H220ZM232 64V63H231ZM246 64H248V63H246ZM11 64H9L8 63V67L10 66ZM15 67H16V65L15 64H13ZM20 65V64H19ZM18 65V63H17V66H19ZM27 65V64H26ZM27 65V66H28ZM36 65V64H35ZM42 65V64H41ZM49 65H50V63H49ZM56 65V64H55ZM58 65V64H57ZM56 65V66H57ZM91 65V66H90ZM93 65V66H92ZM156 65V64H155ZM158 65V64H157ZM219 65V64H218ZM226 65H227V63H226ZM239 65V64H238ZM249 65L251 66V64L249 63ZM0 66H2L1 64H0ZM24 66H25V64H24ZM37 66H38V64H37ZM102 66V65H101ZM190 66V65H189ZM220 66V68H221V65H219ZM218 66V67H219ZM229 66V65H228ZM245 66V65H244ZM3 67V66H2ZM10 67H12V65L10 66ZM9 67V68H10ZM20 67H22V66H20ZM26 67V66H25ZM39 67V66H38ZM51 67V66H50ZM55 67V66H54ZM99 67V64H98V66H97V68ZM183 67V66H182ZM186 67V66H185ZM213 67H214V69H213ZM225 67V66H224ZM249 67V66H248ZM247 67V69L249 70V68ZM6 68V67H5ZM13 68V67H12ZM12 68H10L11 69V71H12ZM29 68L30 67H28V68H26V69H28V71L30 72L31 71V68H30V70H29ZM95 68V67H94ZM155 68V67H154ZM153 68V69H154ZM228 68V67H227ZM242 68V67H241ZM243 68H245V67H243ZM0 69H2V68H0ZM10 69H8V70H10ZM14 69H16V68H14ZM25 68H23L22 70H24ZM26 69H25V71H26ZM34 69H35V67H34ZM96 69V68H95ZM100 69V68H99ZM152 69V70H153ZM217 69H219V68H217ZM7 70V71H8ZM22 70H20L21 72H22ZM33 70V69H32ZM36 70V69H35ZM42 70V69H41ZM101 70V69H100ZM145 70V69H144ZM150 70V69H149ZM155 70V69H154ZM221 70H222V68H221ZM225 70V69H224ZM16 71H17V69H16ZM15 71V72H16ZM28 71H26L27 73H28ZM38 71V70H37ZM54 71V70H53ZM66 71V73H64V72ZM73 71V72H72ZM84 71L81 73V75L82 76H84L81 80V82L78 84V86H77V88H76V96L74 97V100H73V103H72V105L69 107V106H67V107H69L68 109H67V112H66V114H65V116L63 117V120H62V122L60 123V125L59 126H57V130L55 131V132H57V133H55V132H53V131H51L52 132V134H54V136H55V138H54V140L51 142V140L49 141V143H50V145H49V147H48V150H47V156L46 157H43L41 160L40 159H37L36 160V163H37V169H38V167L42 164V166L43 165H46L45 166V170H47V168H50V167H53L54 165H55V162H57V163H59V165L61 166L62 165V169H64V168H66V166H67V164L69 163V162H71V161H73V160H76V162H78L77 161V158L80 156V155H83L82 154V152L83 153H86V152H84V151H86L87 149H89V147H91V146H94V144L96 143V142H100L101 140H102V138H103V135L106 133V131L108 130V128H109V126L110 125H112V122L113 121H111V117H112V110L116 107V106H118V105H120V103H119V100L117 99V94H119L118 93V91H119V89L118 90H115V91H113L111 94V96H108V94L110 95V89L114 86V84H121V81H123V82H125V77H124V75L121 77V80H119L118 79V77L117 78H114V77H112V80H111V83L106 87V88H104V90L103 91H101V92H97V91H89V92H86V88H83V86L85 85V82H86V80H87V78H88V75L87 74H85L84 73ZM215 71L213 72V73H215ZM220 71V70H219ZM230 71V70H229ZM243 71H245V70H243ZM20 72V73H21ZM25 72V73H26ZM36 72V71H35ZM144 72V71H143ZM150 72V71H149ZM188 72V71H187ZM197 72V71H196ZM211 72V74H213ZM221 72V71H220ZM5 73V72H4ZM3 73V74H4ZM13 73V72H12ZM17 73V72H16ZM20 73H19V75H20ZM24 73V72H23ZM33 73V72H32ZM37 73V72H36ZM36 73H33V74H36ZM40 73V72H39ZM49 73V72H48ZM54 73V72H53ZM58 73V72H57ZM123 73V72H122ZM124 73V74H125ZM137 73V74H138ZM192 73V72H191ZM18 74V73H17ZM17 74H15V75H17ZM41 74V73H40ZM70 74V75H69ZM125 74V75H126ZM176 74V73H175ZM205 74V75H206ZM217 74V73H216ZM222 74V73H221ZM220 74V75H221ZM6 75V74H5ZM22 75V74H21ZM20 75V76H21ZM30 75V74H29ZM42 75V74H41ZM67 75H69V77L67 78L66 76ZM139 75V74H138ZM142 75H144V74H142ZM151 75V74H150ZM193 75V74H192ZM249 75V74H248ZM1 76V75H0ZM14 76V75H13ZM18 76V75H17ZM31 76V75H30ZM29 76V77H30ZM33 76V75H32ZM34 76H37V74L36 75H34ZM33 76V77H34ZM39 76V75H38ZM37 76V77H38ZM61 76H63L62 78L63 79H65L64 81H66V82H64L63 81V84H62V81H61V83L59 82V80L57 79V78H61ZM119 76V75H118ZM147 76V75H146ZM218 76H219V74H218ZM225 76V75H224ZM11 77V76H10ZM66 77V78H65ZM132 77V76H131ZM138 77V76H137ZM140 77V76H139ZM145 77V76H144ZM149 77V76H148ZM151 77V76H150ZM14 78V77H13ZM27 78V77H26ZM136 78V77H135ZM212 78H213V76H212ZM218 78H220V77H218ZM1 79V78H0ZM74 79V78H73ZM133 79V78H132ZM151 79H152V77H151ZM157 79V78H156ZM156 79H154V80H156ZM209 79V78H208ZM238 79H239V77H238ZM3 80H5V79H3ZM8 80H10V79H8ZM18 80H19V77H18ZM17 80V81H18ZM144 80V79H143ZM153 80V79H152ZM153 80V81H154ZM195 80V79H194ZM45 81H46V83H45ZM135 81H136V79H135ZM150 81V80H149ZM157 81V80H156ZM192 81H193V79H192ZM235 81H236V78H235ZM0 82H1V80H0ZM23 82V81H22ZM56 82V83H55ZM70 82H71V80H70ZM122 82V83H123ZM139 82V81H138ZM159 82V81H158ZM212 82H214L215 83V81L213 80ZM217 82H219V80H217ZM216 82V83H217ZM2 83V82H1ZM16 83V82H15ZM20 83V82H19ZM26 83V82H25ZM57 83H58V85H57ZM74 83V82H73ZM146 83H147V81H141V85L138 87V92H137V96H139V98H140V102L138 103V101L135 99V100H131L132 101V108L131 109H129V112H127L129 115H135V117H136V122L141 126V128L138 130V129H136V128H134L133 129V131H131V132H127L126 130H125V127L124 128H122L121 130L119 129L117 132H115L114 133V135L113 136H108V141L106 140V141H103L102 143H101V145L98 147V149H97V151H96V153L95 154H92V156L90 155L89 157H88V162L86 163V164H84L83 166V168L82 169H84V168H114V170H115V168H118V169H125V168H131L132 167V165L134 164V162H137L139 165H143V164H148L149 165V167L150 168H156V166H160V168L162 169V168H173V169H170V171H172V173L174 174V176H170V175H166L167 177H168V179H159V175H156V174H152V175H149V177L146 179V180H148V181H150L153 185H148V184H146V185H148L149 186V188H153L154 187V189H156V191L158 192V191H160V193H159V195L158 196H155V197H149L148 195H146V194H142V192H139V191H137L138 190V188H139V186H137V187H135V186H131V187H127L126 189H124V190H126L125 192H127V193H125L124 195L126 196V197H130L131 198V201L132 202H130V204H126V206H131V213H130V215H131V219H132V222H136L138 219H139V215L143 212V211H145V209H147V210H153V209H156V208H160V206L162 207V205L163 206H166V205H173V207L174 208H176V204H177V202H176V200H178V197L176 196V194H175V192L173 191V193L172 194H170V196L169 195H162L163 194V192H167V191H170L168 188H171V187H173V190L175 189V187H177V186H179V187H185L186 185H188V183H189V180H192V179H194L195 177H197L199 174H211L212 172H215L218 168H224L225 170H228L229 168H242V166L244 165L243 163H242V161L240 160V156L237 154V151H234L233 150V152L232 151H227V152H224L225 153V155H223L222 153H221V150L220 149H222V148H220V147H218V148H213V149H210L209 151L208 150H204L200 155H198V156H196V155H194L193 154V148L195 147V146H197L198 144H200V141L202 140V139H199V138H197L196 137V134L197 133H194L195 131H191L192 129L190 128V127H188L189 125H187V124H185V123H180V124H182V125H180L179 123H178V125L179 126H182V128L181 129H178V133H180L179 131H181L182 130V133L186 136V135H189V134H191V137L190 136H188V137H190L191 139L189 140L188 139V137L186 138L183 134H178L177 133V135H175V133L173 134L171 131L170 132H167V130L166 131H164V130H162V129H160L159 127H158V124L159 125H162L163 124V126H167V124H168V122H169V124L172 126V124L171 123H173V121L176 119L175 118V116H174V118H173V121H172V118L170 119V118H168V117H166V119H165V117H164V119L163 118H161V117H159L158 116V114L162 111L161 109V111L158 113V114H156V112L155 111H157L156 109L153 111L152 110V108L154 107H158V105H153L152 106V108H151V110H149V109H146V108H143V103H142V101H141V99H142V97H143V92H144V86L146 85ZM213 83V84H214ZM231 83V82H230ZM20 84H22V83H20ZM19 84V85H20ZM154 84V83H153ZM156 84V83H155ZM225 84V83H224ZM3 85V84H2ZM13 85V84H12ZM16 85V84H15ZM33 85H31V88L30 89H28L29 91L28 92H31V90H32V88H33ZM40 85H44V86H40ZM49 85V84H48ZM8 86V85H7ZM10 86V85H9ZM27 86V85H26ZM40 86V87H39ZM138 86V85H137ZM147 86V85H146ZM150 86H151V84H150ZM149 86V87H150ZM156 86V85H155ZM17 87V86H16ZM52 87H50L51 89H52ZM64 87H62V89H64V90H66V88H64ZM136 87V86H135ZM148 87V86H147ZM159 87V86H158ZM264 87V86H263ZM9 88V87H8ZM7 88V89H8ZM18 88V87H17ZM28 88H29V86H28ZM122 88V87H121ZM209 88V87H208ZM229 88H230V86H229ZM228 88V89H229ZM6 89V88H5ZM23 89H24V87H23ZM52 89V90H53ZM70 89V88H69ZM233 89V88H232ZM261 89V88H260ZM259 89V90H260ZM11 90V89H10ZM22 90V89H21ZM27 90V89H26ZM33 90H34V88H33ZM33 90H32V92H31V94L30 93H28V95H33L34 94V96H33V100H34V102L31 100V99H29L30 101H32L33 102V104H36V106H42L40 109H42L41 110V112L40 113H38L37 114V112L38 111H36V114H37V116H39V117H35V116H33V117H31L32 115L30 114V116H29V118L30 119H32L33 118V122L35 121V123L36 124H38L37 122L38 121H40V119L39 118H41V116L43 117L44 115H45V113L47 112L46 110H49V109H47V108H49V107H46V104H45V101H43V99H42V97H44V95L45 94H43V93H46V94H48L49 95V92L48 91H42V94L39 92V90L37 91L36 89H35V91H34V93H33ZM47 90V89H46ZM52 90H51V92H52ZM55 90V89H54ZM53 90V91H54ZM152 90V89H151ZM235 90V89H234ZM237 90V89H236ZM3 91V90H2ZM23 91V90H22ZM56 91L58 92L59 90L58 89H56ZM122 91H124V90H122ZM146 91H147V89H146ZM193 91V90H192ZM9 92V91H8ZM11 92V91H10ZM24 92V91H23ZM35 92H36V94H35ZM55 92V91H54ZM57 92H55V93H57ZM62 92L64 93V94H66L63 90H62ZM66 92H68V91H66ZM189 92V91H188ZM233 92V91H232ZM231 92V93H232ZM235 92H237V91H235ZM240 92V91H239ZM239 92H238V94H239ZM259 92V91H258ZM261 93H262V91H260ZM2 93V92H1ZM33 93V94H32ZM53 93V92H52ZM51 93V94H52ZM59 93V92H58ZM58 93H57V98H58V96H59V98H65L64 96H62V95H58ZM132 93V92H131ZM130 93V94H131ZM194 93V92H193ZM260 93V94H261ZM23 94V93H22ZM37 94H39V95H37ZM127 93H125V95H126ZM237 94V95H238ZM26 94H25V92H24V96H25ZM28 95H26V97H28ZM41 95V96H40ZM69 95H70V93H69ZM191 95H192V92H191ZM195 95H197V94H195ZM259 95V94H258ZM263 95H264V91H263ZM262 95V96H263ZM56 96V95H55ZM90 96V99H88V97ZM131 96V95H130ZM132 96H133V94H132ZM135 96V95H134ZM164 96V95H163ZM189 96V95H188ZM47 97V96H46ZM53 97H54V95H53ZM52 96L50 97L49 96V98H53ZM124 97V96H123ZM123 97H121V99H123V102H124V100H126V97H125V99L123 98ZM161 97V96H160ZM166 97V96H165ZM164 97V98H165ZM229 97V96H228ZM256 97V96H255ZM29 98H30V96H29ZM32 98V97H31ZM48 98V99H49ZM57 98H55L54 97V99H52L53 101L55 100V101H57ZM59 98H58V100H59ZM145 98V97H144ZM161 98H163V97H161ZM208 98V97H207ZM233 98V97H232ZM257 98V97H256ZM264 98V97H263ZM88 99V100H87ZM130 99V98H129ZM138 99V98H137ZM169 99V98H168ZM228 99V98H227ZM260 99V98H259ZM26 100V99H25ZM47 100V99H46ZM128 100V99H127ZM159 100V99H158ZM170 100V99H169ZM28 101V100H27ZM30 101H28L27 103H29ZM48 101L49 100H47V104H48V106H49V103H48ZM116 101H117V104L115 105V103H116ZM32 102H31V104H32ZM121 102V101H120ZM24 103V102H23ZM26 103V104H27ZM62 103V102H61ZM164 103V102H163ZM167 103V102H166ZM13 104H15V103H13ZM25 104V105H26ZM53 104V103H52ZM52 104H50V107L52 106ZM56 104V103H55ZM24 105V104H23ZM54 105V104H53ZM62 105V104H61ZM126 105V104H125ZM22 106V105H21ZM26 106H28V104L26 105ZM35 106V105H34ZM55 106V105H54ZM162 106V105H161ZM29 107V106H28ZM30 107H33V106H30ZM156 107V108H157ZM171 107V106H170ZM22 108H23V106H22ZM36 108V107H35ZM33 109L32 111H34V110H36V109ZM55 108V107H54ZM153 108V109H154ZM21 109V108H20ZM26 110V109H25ZM37 110H39V109H37ZM53 110H57L56 108L55 109H53ZM64 110V109H63ZM116 110V109H115ZM131 110V111H130ZM193 110V109H192ZM23 111H24V109H23ZM124 111V110H123ZM139 111V112H138ZM25 112V111H24ZM48 112H51L50 110L48 111ZM115 112V111H114ZM34 113H35V111H34ZM58 113V112H57ZM8 114V113H7ZM24 114V113H23ZM27 114V113H26ZM63 114V113H62ZM165 114V113H164ZM196 114V113H195ZM53 115V114H52ZM162 115V114H161ZM172 115V114H171ZM19 116V117H18ZM18 116H14V117H17V120H18V123H17V121H16V123L14 124V122L13 123H9L8 121L5 123V126H6V140H12L11 141V145H13V147L14 146H16L17 148H15L14 147V149H18L19 150V154H21L20 156H23L24 157V160L26 161V162H28V160H26V159H29V160H31L32 161V159H34V161H35V157H33V155H30L29 156V158L28 157H26L25 155H28V154H26V152H27V149L28 150H30L28 147H32V145L34 146L35 144H39V139H41L40 138V136H38V137H35V135H33V136H29V131L26 133V131H24V130H28V127L24 124V123H21L22 124V128H24V129H21L20 128V122H22V119H25V118H28V115H26L25 116V114H24V116L25 117H20V115H18ZM45 116H49V113H47ZM45 116H44V118H45ZM163 116H165V115H163ZM188 116V115H187ZM2 117V116H1ZM0 117V118H1ZM3 117H4V115H3ZM35 117V118H34ZM118 117H119V115H118ZM18 118H22L21 119V121H20V119H18ZM59 118H60V116L57 118V121L59 120ZM39 119V120H38ZM170 119V120H169ZM198 119V118H197ZM1 120V119H0ZM2 120H3V118H2ZM10 120V119H9ZM12 120V119H11ZM15 120V119H14ZM38 120V121H37ZM48 120V119H47ZM47 120L45 121V120H41V121H43L42 122V124L43 125H46V124H44V123H47V125L49 124L48 122H49V120H48V122H47ZM53 119H51L50 121H52ZM116 120V119H115ZM26 121H27V119H26ZM25 121V122H26ZM31 121V122H32ZM37 121V122H36ZM60 121H61V119H60ZM5 121L3 120V123H4ZM53 122V121H52ZM52 122H50V123H52ZM115 122V121H114ZM171 122V123H170ZM181 122H184V120H181ZM56 123H58V122H56ZM124 123H125V119L123 118V120H122V122L120 123L121 124V126H124ZM17 124V125H16ZM30 124V123H29ZM42 124L40 125V126H42ZM173 124H176V123H173ZM0 125H1V123H0ZM178 125H175L174 126V128L176 127V129L177 128H180V127H178ZM187 125V126H186ZM16 126H19V127H16ZM25 126H26V128H25ZM29 127H30V129L31 130H33L34 129V127L36 126H34L33 124H32V126L33 127H31L30 125H28ZM39 126V125H38ZM40 126L39 127H37V128H39V131H41V130H45V132H47V130L48 129H50L51 127H48V128H46V129H44L43 127L44 126H42L41 128H40ZM51 126V125H50ZM119 126V125H118ZM197 126V125H196ZM45 127H47V126H45ZM20 128V129H19ZM33 128V129H32ZM168 128V127H167ZM193 128V127H192ZM29 129V130H30ZM36 129V128H35ZM35 129H34V131H35ZM41 129V130H40ZM163 129H165V128H163ZM195 129V128H194ZM193 129V130H194ZM38 130V129H37ZM37 130H36V132H37ZM50 130H52V129H50ZM172 130V129H171ZM42 132V131H41ZM40 132V133H41ZM44 132V131H43ZM42 132V133H43ZM108 132V131H107ZM185 132V133H184ZM186 132H187V134H186ZM80 133V134H79ZM189 133V134H188ZM194 133V134H193ZM36 134V136H37V133H35ZM39 134V133H38ZM44 134V133H43ZM42 134V135H43ZM103 134V135H102ZM260 134V133H259ZM4 134H2V133H0V143H3L5 140H2V137H4L3 136ZM44 136H45V134H44ZM260 137V136H259ZM45 139V138H44ZM15 140V141H14ZM3 141V142H2ZM36 141H38V142H36ZM41 141H43V139L41 140ZM47 140H45V143H48V142H46ZM208 142H213V139H209L208 140ZM5 143V142H4ZM6 143H8V142H6ZM14 143V144H13ZM43 144H41L40 146L41 147H45V146H48V145H46L44 142H42ZM9 144V143H8ZM100 144V143H99ZM65 146H68V148L66 149L65 148ZM232 146V145H231ZM2 147H3V145H2ZM6 147V146H5ZM43 147V148H44ZM200 147V146H199ZM199 147H197V148H199ZM214 147V146H213ZM1 148V147H0ZM6 148H8V147H6ZM42 148V149H43ZM95 148H96V146H95ZM241 148V147H240ZM14 149H13V151H14ZM38 149V148H37ZM39 149H40V147H39ZM6 150V149H5ZM12 150V149H11ZM15 150V151H16ZM18 150H17V152H18ZM10 152V149H8V151H7V153L8 152H10V153H13L14 154V152ZM26 151V152H25ZM88 151V150H87ZM193 151V152H192ZM260 151V150H259ZM258 151V153H260ZM42 152V151H41ZM40 152V153H41ZM263 152V151H262ZM246 152H244V154H245ZM264 153V152H263ZM180 155V156H183V158H185V159H183V161L184 160H187L186 161V163H184V162H181V164L182 163H184L183 164V166L182 165H180V164H178V163H176V162H178V161H174V162H172L171 164H165V162H164V165H162V161H165V160H163V159H165V158H167V156L169 157V156H172V157H175L176 155ZM237 154V155H236ZM241 154V153H240ZM12 155V154H11ZM18 155V154H17ZM85 155V154H84ZM83 155V156H84ZM250 155V154H249ZM19 155H18V157H20ZM247 156V155H246ZM22 157V158H23ZM45 158V159H44ZM242 158V157H241ZM248 158H249V156H248ZM86 159V158H85ZM85 159H84V162H85ZM178 159V158H177ZM22 160V159H21ZM20 160V161H21ZM147 160H149L150 162H148ZM173 160V159H172ZM13 161H16V163L19 161H17L16 159H15V156L13 157V156H9L8 154H6V152H4L3 151V149L0 151V168H9L10 167V164L13 162ZM19 161V162H20ZM24 161V162H25ZM55 161V162H54ZM169 161V160H168ZM181 161V160H180ZM247 161V160H246ZM248 161H250V160H248ZM18 162V163H19ZM75 162V161H74ZM74 162H72L73 164H74ZM244 162V161H243ZM14 163V162H13ZM21 163H23V162H21ZM30 163V162H29ZM52 163H53V166H52ZM72 163H70L69 165H71ZM250 163H251V161H250ZM249 163V164H250ZM26 164V163H25ZM49 164V165H48ZM76 164V163H75ZM79 164H81V163H79ZM30 165V164H29ZM32 166H33V164H32ZM42 166H40V168H41V170H43L44 168H42ZM47 166H49V167H47ZM65 166V167H64ZM80 166V165H79ZM145 166V165H144ZM24 167V166H23ZM30 167V166H29ZM34 167V169H36ZM44 167V166H43ZM59 167V166H58ZM75 167H77V166H75ZM74 167V168H75ZM81 167V166H80ZM54 168H57V166H55ZM70 168V167H69ZM72 168V167H71ZM181 168H190V171L186 174V173H181ZM217 168V169H216ZM36 169V170H37ZM78 169V168H77ZM117 169V170H118ZM145 169V168H144ZM16 170V169H15ZM55 170H59V169H55ZM54 170V171H55ZM60 170H61V167H60ZM59 170V171H60ZM69 170V169H68ZM74 170V169H73ZM104 170V169H103ZM118 171V174H120L119 172H121V171ZM219 170V169H218ZM233 170V169H232ZM52 171V170H51ZM94 171V170H93ZM96 171H98L97 169H96ZM102 171V170H101ZM116 171V170H115ZM129 171H130V169H129ZM134 171V170H133ZM162 171V170H161ZM164 171V170H163ZM6 172H7V170H6ZM11 172V171H10ZM15 172V171H14ZM89 172V171H88ZM88 172H87V174H88ZM106 173L108 172V170L107 171H105ZM112 171H109L108 173H111ZM124 172V171H123ZM153 172H155V171H153ZM169 172V171H168ZM48 173V172H47ZM55 173H57L58 174V171L57 172H55ZM54 173V174H55ZM64 173V172H63ZM70 173V172H69ZM73 173H74V171H73ZM84 173V172H83ZM114 173V172H113ZM117 173V172H116ZM122 173V172H121ZM151 173H152V171H151ZM65 174V173H64ZM63 174V175H64ZM68 174V173H67ZM71 174H72V172H71ZM84 174H86V173H84ZM87 174H86V176H87ZM92 174V173H91ZM10 175H11V173H10ZM9 175V176H10ZM56 175V174H55ZM69 175V174H68ZM82 175V172H81V174H80V176ZM100 175V174H99ZM115 175V174H114ZM122 175V174H121ZM120 175V176H121ZM214 175V174H213ZM62 176V175H61ZM79 176V175H78ZM107 176V175H106ZM110 176H111V174H110ZM113 176V175H112ZM111 176V177H112ZM162 176V175H161ZM11 177V176H10ZM9 177V178H10ZM85 177V176H84ZM83 177V178H84ZM92 177V176H91ZM99 177V176H98ZM109 177V176H108ZM115 177V176H114ZM113 177V178H114ZM33 178V177H32ZM79 178V177H78ZM77 178V179H78ZM95 178V177H94ZM21 179V178H20ZM24 179V178H23ZM37 179V181H38V178H36ZM71 179H74V177L73 178H71ZM85 180H86V178H84ZM83 179V180H84ZM91 179V178H90ZM89 179V180H90ZM96 179V178H95ZM111 179V178H110ZM132 179V178H131ZM196 179V178H195ZM10 180V179H9ZM9 180H7V181H9ZM16 180H18L17 178H16ZM15 180V181H16ZM33 180V179H32ZM40 180V179H39ZM42 180V179H41ZM88 180V179H87ZM99 180V179H98ZM97 180V181H98ZM133 180V179H132ZM14 181V182H15ZM19 181V180H18ZM67 181V180H66ZM96 181V180H95ZM112 181H114V180H112ZM17 182V181H16ZM20 182V181H19ZM64 182H65V180H64ZM69 182H70V180H69ZM79 182H80V180H79ZM83 182V181H82ZM94 182V181H93ZM100 182V181H99ZM13 183V182H12ZM11 183V184H12ZM45 183V182H44ZM47 183V182H46ZM53 183H54V185L55 186H57L58 187V185L60 184V183H62L61 182V180H57L56 179V181H54L53 180ZM65 183H67V182H65ZM65 183H64V185H65ZM71 183H72V181H71ZM81 183V182H80ZM79 183V184H80ZM84 184H87L86 182H83ZM89 181H88V185H89ZM147 183V182H146ZM184 183V185H182ZM82 184V183H81ZM91 184H92V182H91ZM90 184V185H91ZM97 184V183H96ZM95 184V185H96ZM5 185V184H4ZM3 185V186H4ZM20 185V184H19ZM24 185V184H23ZM26 185H27V183H26ZM68 185V183L65 185V186H67ZM76 185V184H75ZM89 185V186H90ZM93 185V184H92ZM110 185V184H109ZM145 185V184H144ZM7 186H8V184H7ZM22 186V185H21ZM41 186V185H40ZM43 186H45V185H43ZM42 186V187H43ZM51 186V185H50ZM50 186L49 187H47V186H45L43 189H41V190H35L34 191V193H33V198H31L30 197V199L29 200H26V199H22L21 197L20 198H17L16 200H15V198L13 197V195L12 194H10V197H8V198H11V197H13V200L12 201H10V200H8L7 199V196H3L2 197V194H0V206H5V205H8V207L9 208H11V207H14L15 205H17V204H19V205H22V206H26V205H29V208L32 210V214L34 215V221H33V219H31L32 221H33V223H34V225L38 228V223H41V225H42V227H47V230L48 231H51L52 230V227H55L57 224H58V222H60V221H58L59 220V218H62V216L64 215L65 216V214H68V212H70V210L68 211V209H70V207H72V206H74L75 205V203H78V202H74V201H71V198L68 200V199H64V196H66L65 194H63L62 196H61V191H59L60 193H52V190H56V187H54V188H50ZM60 186V185H59ZM87 186V185H86ZM61 187V186H60ZM71 187V186H70ZM73 187H75L74 185H73ZM78 187H80L79 185H78ZM92 186H90V188H91ZM164 187V188H163ZM65 188H68V187H65ZM83 188V187H82ZM88 188V187H87ZM144 188V187H143ZM60 189V188H59ZM63 189H64V187H63ZM70 189H72V188H70ZM69 189V190H70ZM78 189V188H77ZM76 189V190H77ZM92 190H93V188H91ZM102 189V188H101ZM111 189V188H110ZM74 190H75V188H74ZM83 191H85L86 193H87V191H86V189L84 190V188L82 189ZM100 190V189H99ZM103 190V189H102ZM191 190V189H190ZM58 191V190H57ZM63 191V190H62ZM91 191V190H90ZM107 192H108V190H106ZM155 191V190H154ZM54 192H56V191H54ZM67 192V191H66ZM79 192V191H78ZM77 192V193H78ZM80 192H81V190H80ZM112 192V191H111ZM144 192H145V190H144ZM152 192V191H151ZM172 192V191H171ZM68 193H71L70 191L68 192ZM76 193V192H75ZM72 194V193H71ZM74 194V193H73ZM119 194V193H118ZM166 194V193H165ZM244 194V193H243ZM16 196H17V194H15ZM68 195V194H67ZM70 195V194H69ZM95 195V194H94ZM109 195V194H108ZM108 195H107V199H108ZM112 194H110V196H111ZM117 195V194H116ZM116 195H115V197H116ZM123 195V194H122ZM157 195V194H156ZM162 195V196H161ZM81 196V195H80ZM83 196V195H82ZM106 196V195H105ZM109 196V198H112V197H110ZM118 196V195H117ZM119 196H121V194L119 195ZM125 196L123 197V198H125ZM151 196V195H150ZM166 196H168V198H166V199H163L164 197H166ZM18 197V196H17ZM67 197V196H66ZM74 197H76V196H74ZM72 198H73V195H72ZM117 198V197H116ZM160 198H162L161 199V201H159V199ZM121 199V198H120ZM187 199V198H186ZM74 200V199H73ZM76 200V199H75ZM84 200L86 201V198H84ZM119 200V199H118ZM123 200V199H122ZM163 200V201H162ZM68 201H70V202H68ZM104 201V200H103ZM109 201H111L110 199H109ZM120 201V200H119ZM179 201V200H178ZM195 201V200H194ZM81 202V201H80ZM79 202V203H80ZM122 202V201H121ZM113 203V202H112ZM116 203H118V202H116ZM122 203H124V201L122 202ZM74 204V205H73ZM118 204H120V202L118 203ZM35 205H37V206H39V208L37 207V209H36V211L34 212V206ZM111 205V204H110ZM170 205V206H171ZM44 206V208H42ZM121 206H122V204H121ZM125 206V205H124ZM170 206H169V208H170ZM36 207V206H35ZM79 207V206H78ZM84 207V206H83ZM87 207V206H86ZM68 208V209H67ZM73 208V207H72ZM23 209V208H22ZM85 209V208H84ZM101 209V208H100ZM173 209V208H172ZM177 209V208H176ZM175 209V210H176ZM0 210H2V208L0 209ZM10 210V209H9ZM77 210H80V209H77ZM90 210V209H89ZM98 210V209H97ZM126 210V209H125ZM128 210V209H127ZM171 210V209H170ZM30 211V210H29ZM72 211V210H71ZM105 211V210H104ZM72 212H74V211H72ZM76 212V211H75ZM80 212H81V210H80ZM89 212H91V211H89ZM99 212H100V210H99ZM106 212V211H105ZM127 212V211H126ZM147 212V211H146ZM35 213H37V214H35ZM85 213V212H84ZM101 213H103L102 212V210H101ZM108 213V212H107ZM129 212H127V214H128ZM145 213V212H144ZM2 214V213H1ZM40 214V215H39ZM72 214V213H71ZM71 214H70V216H71ZM78 215L79 214H82V213H77ZM88 214H90V213H88ZM100 214V213H99ZM126 214V213H125ZM146 214V213H145ZM74 215V217H76V215L75 214H73ZM84 215V214H83ZM86 215V214H85ZM98 215V214H97ZM107 215V214H106ZM130 215H128V216H130ZM148 215V214H147ZM64 216H63V218H64ZM149 216H150V213H149ZM3 217V216H2ZM84 217V216H83ZM89 217V216H88ZM111 217V215H107V216H103V217H98V218H93V217H89V219L87 220V224L85 225H78L77 226V228L76 229H74V230H76L77 232H75L74 233V236H69V239H71L72 241H74V239L76 240V242H78L81 246L82 245H86V243L88 242H90L91 240H90V237H91V239L93 238V239H95L94 238V235L95 234H97V230H98V227H102V226H105L106 227V221L109 219ZM127 217V216H126ZM125 217V218H126ZM146 217V216H145ZM163 217V216H162ZM62 218V219H63ZM69 218V217H68ZM72 218V217H71ZM82 218V217H81ZM85 218V217H84ZM115 218V217H114ZM143 218V217H142ZM150 219H151V217H150ZM0 220H1V218H0ZM30 219H28V221H29ZM30 220V221H31ZM67 220V219H66ZM69 220H71L70 218H69ZM85 220V221H86ZM124 220V219H123ZM263 220V219H262ZM58 221V222H57ZM63 221V220H62ZM149 221V220H148ZM37 224H36V223ZM70 222V221H69ZM126 222H127V219H126ZM259 222V221H258ZM68 222H66V224H67ZM72 223V222H71ZM257 223V222H256ZM83 224V223H82ZM93 224H95V225H99L98 227H96L95 226V228L92 230L91 229V227L93 226ZM112 222H108L107 223V225L108 226H112ZM124 226H125V228L127 227V223H125V221H124ZM233 224V223H232ZM252 224V223H251ZM9 224H7V222H6V220H4V222H0V227H1V231L3 232L2 233V238H1V241H0V247H2V246H5V243H7V242H9V241H11V240H13L12 238H17L16 236H17V234L8 226ZM40 225V224H39ZM116 225V224H115ZM120 225V224H119ZM34 226V227H35ZM68 226H69V224H68ZM123 226V227H124ZM257 226V225H256ZM33 227V226H32ZM35 227V228H36ZM65 227V226H64ZM116 227V226H115ZM122 227V226H121ZM229 227V226H228ZM232 227V226H231ZM73 228H74V226H73ZM237 228V227H236ZM235 228V229H236ZM257 228H259V227H257ZM262 228V227H261ZM104 229V228H103ZM115 229L116 228H114V229H112L113 231V233H109L110 235V237H112L110 240H107V241H110V243L112 242V243H114L115 242V239L119 236V238H121L120 237V233H121V231H120V233L118 232V233H116L115 232ZM238 229V228H237ZM119 230H120V227H119ZM121 230H125V229H122L121 228ZM230 230V231H229ZM260 230V229H259ZM32 231H34L33 229H32ZM31 231V232H32ZM44 231V230H43ZM101 231H103V230H100V232ZM107 231V230H106ZM106 231H104L102 234V236H104V233L106 234ZM132 231V230H131ZM130 231V232H131ZM228 231L229 232H231V229L230 228H228ZM233 231V230H232ZM74 231H72V233H73ZM109 232V231H108ZM128 229L127 230H125V232H124V235H127L128 234ZM207 232V231H206ZM205 232V234H207ZM220 232V231H219ZM248 232V231H247ZM264 232V231H263ZM71 233V234H72ZM201 233V232H200ZM203 233V232H202ZM209 233V232H208ZM211 233V232H210ZM209 233V234H210ZM259 233V232H258ZM47 234V233H46ZM204 234V233H203ZM208 234V235H209ZM217 234V233H216ZM231 234V233H230ZM260 234V233H259ZM92 235H93V237H92ZM108 235V234H107ZM201 235V234H200ZM199 235V236H200ZM208 235H206V237H205V235H204V237L203 238H201V239H207V241L209 240L210 241V239L212 240V242L214 241V243L216 242V240H219L218 238L219 237H216V235L215 234H213V236L215 235V237L217 238L216 240H214V239H212V238H209V236ZM232 235H234V234H232ZM239 235V234H238ZM242 235V234H241ZM101 236V235H100ZM123 236V235H122ZM202 236V235H201ZM211 236H212V233H211ZM235 236V235H234ZM261 236H262V234H261ZM264 236V235H263ZM96 237V236H95ZM97 237H99V235L97 236ZM97 237H96V239H97ZM105 237H107L106 235H105ZM124 237V236H123ZM68 238V237H67ZM109 238V237H108ZM119 238L118 239H116V241L117 240H119ZM243 238H244V236H243ZM263 238V237H262ZM122 239V238H121ZM195 239H197V240H199L200 238H195ZM200 239V241L202 242V240ZM222 238H220V240H221ZM236 239V238H235ZM124 240V242H126L125 240L126 239H123ZM70 241V240H69ZM106 241V242H107ZM225 242V240H222L221 242ZM71 242V241H70ZM75 242V241H74ZM75 242V243H76ZM95 242V241H94ZM185 242V241H184ZM211 242V244H213ZM219 242V241H218ZM221 242H219L218 244V246H221L222 245V243ZM73 243V242H72ZM74 243V244H75ZM105 243V242H104ZM103 243V244H104ZM119 243V242H118ZM129 243V242H128ZM190 243V242H189ZM187 244L188 246H185L184 244H181V245H184L185 246V248L187 247H189L188 249H191V245L190 244H192V243H190V244ZM194 243V242H193ZM210 243V242H209ZM221 243V244H220ZM125 244V243H124ZM123 244V245H124ZM225 244H227V242H225ZM117 245V244H116ZM194 245V244H193ZM206 245V244H205ZM207 245H209L208 243H207ZM215 245H217V242L215 243ZM12 246V245H11ZM96 245H94V247H95ZM114 246V245H113ZM226 246V245H225ZM101 247H103V246H101ZM110 247V246H109ZM109 247H107L106 249H108ZM183 247V246H182ZM196 247V246H195ZM217 247V246H216ZM222 247H224V246H222ZM11 248V247H10ZM89 248V247H88ZM180 248V247H179ZM186 248V249H187ZM193 248V247H192ZM91 249H92V247H91ZM90 249V250H91ZM94 249V248H93ZM105 249V250H106ZM244 249V248H243ZM63 250V249H62ZM75 250V249H74ZM82 250V249H81ZM89 250V249H88ZM110 250V249H109ZM184 250V248L182 249V251ZM10 251H12V252H14L15 254L14 255H18V257L19 258H21L22 260H19L20 261V263L18 262V264H52L51 262L52 261H48L47 259H43L42 257H40L36 252H35V250L29 245V244H25L22 240H18V242H17V244L15 245V246H13L12 248H11V250ZM64 251V250H63ZM83 251H85V250H83ZM107 251V250H106ZM186 251V250H185ZM193 251H194V249H193ZM90 252V251H89ZM171 252H172V250H171ZM188 252L190 253L191 251H189L188 250ZM80 253V252H79ZM84 253V252H83ZM85 253H87V252H85ZM103 253V252H102ZM107 253V252H106ZM180 253V252H179ZM183 253H184V251H183ZM195 253V252H194ZM199 253V252H198ZM88 254V253H87ZM201 254H202V251H201ZM204 254V253H203ZM11 255V254H10ZM99 255V254H98ZM186 255H187V253H186ZM206 255H207V253H206ZM8 256V255H7ZM11 256H13V255H11ZM172 256V253H170V256L169 257H171ZM173 256H174V254H173ZM185 256V255H184ZM183 256V258L185 259V257ZM196 257H197V255H195ZM194 256V257H195ZM201 257H202V255H200ZM200 256H198V257H200ZM208 256V255H207ZM248 256V255H247ZM197 257V258H198ZM235 257V259H232V260H234V262L236 261V256H234ZM63 258V257H62ZM66 258V257H65ZM103 258V257H102ZM108 258H110L109 256H108ZM107 258V259H108ZM172 258V257H171ZM170 258V259H171ZM174 258V257H173ZM231 258H233V257H231ZM165 259V258H164ZM168 259V258H167ZM169 259V260H170ZM193 259V258H192ZM191 258L189 259V262H190V260H192ZM215 259V258H214ZM99 260V259H98ZM172 260V259H171ZM177 260V259H176ZM193 260H195V259H193ZM198 260V259H197ZM213 260V259H212ZM225 260V259H224ZM232 260H231V262H232ZM165 261V260H164ZM173 261H175L174 259H173ZM173 261H171V264H172V262ZM196 261V260H195ZM205 261V260H204ZM211 261V260H210ZM209 261V262H210ZM228 264H230L231 262H230V259L228 260V259H226L225 260ZM100 262H102V261H100ZM177 262V261H176ZM185 262H187V260L185 261ZM192 262H194V261H192ZM198 262H199V260H198ZM208 262V261H207ZM206 262V263H207ZM103 263V262H102ZM106 263V262H105ZM110 263V262H109ZM112 263V262H111ZM137 262H135V263H133V264H136ZM175 263V262H174ZM188 263V262H187ZM191 263V262H190ZM196 263V262H195ZM222 263V262H221ZM11 264H14V263H12L11 262ZM53 264H58V263H53ZM66 264V263H65ZM97 264H100V263H97ZM138 264V263H137ZM142 264V263H141ZM154 264H156V263H154ZM169 264H170V262H169ZM182 264H183V262H182ZM223 264V263H222ZM236 264V263H235ZM237 264H238V262H237Z\"/></svg>",
	"mask_w": 264,
	"mask_h": 264
}]
</instances>
